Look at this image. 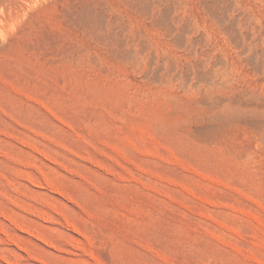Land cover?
<instances>
[{
    "label": "rangeland",
    "instance_id": "374dc122",
    "mask_svg": "<svg viewBox=\"0 0 264 264\" xmlns=\"http://www.w3.org/2000/svg\"><path fill=\"white\" fill-rule=\"evenodd\" d=\"M0 264H264V0H0Z\"/></svg>",
    "mask_w": 264,
    "mask_h": 264
}]
</instances>
